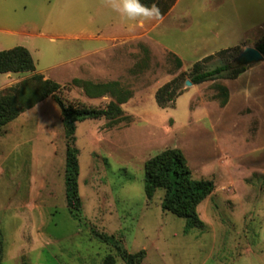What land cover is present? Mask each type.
Here are the masks:
<instances>
[{
  "label": "rangeland",
  "instance_id": "1",
  "mask_svg": "<svg viewBox=\"0 0 264 264\" xmlns=\"http://www.w3.org/2000/svg\"><path fill=\"white\" fill-rule=\"evenodd\" d=\"M163 1L158 18L130 28L122 0H0V50L25 46L36 62L33 73H0V95L36 89V74L79 106L116 99L91 97L74 79L118 81L131 93L120 119L77 123L78 217L66 204L68 144L53 96L0 129L1 264H103L108 255L125 264L104 235L144 250L143 264H264V59L231 77L240 53L264 39V0H175L161 14ZM210 55L204 69H231L187 84ZM175 78L177 94L159 106L157 91ZM171 148L193 178L214 182L197 207L201 224L165 210L164 189L145 195L146 161Z\"/></svg>",
  "mask_w": 264,
  "mask_h": 264
},
{
  "label": "trees",
  "instance_id": "2",
  "mask_svg": "<svg viewBox=\"0 0 264 264\" xmlns=\"http://www.w3.org/2000/svg\"><path fill=\"white\" fill-rule=\"evenodd\" d=\"M175 0H164L161 14L165 13ZM146 7L157 5V0H140ZM257 49L264 54V39L257 44ZM229 50H221L219 56H225ZM214 55L205 57L193 65L190 81L194 84L215 79L231 69L229 64H223L213 69H204V62L213 58ZM178 65L181 59L176 57ZM36 70V62L31 52L25 46H15L10 49L0 50V73L6 72H29ZM245 71V67L231 69V77L236 78ZM33 79L38 82L36 89L25 87L14 90V93L0 95V129L11 120L15 119L25 110L33 107L48 96H53L60 108L65 138L67 140V152L65 159L64 187L66 204L74 217H78L81 211V198L79 193L80 150L76 146L77 123L86 119L106 117L114 120L120 117L122 109L120 104L126 102L131 93L123 89L118 81L107 83H94L74 79L73 82L81 85L91 97H99L110 93L115 101L106 108L79 106L67 102L60 94V86L50 80H43L41 74H36ZM180 88L179 78L162 86L156 93V99L161 107H167L173 101L177 90ZM222 99L221 105L228 101V90L225 86L220 87ZM120 119V118H117ZM164 189L162 207L181 218L191 219L194 224H201L198 215V205L214 190V182L208 179H195L192 177L187 159L183 152L177 148L166 149L163 152L148 159L145 164L144 192L147 198H153L157 189ZM114 246L116 252L125 264H143L145 251L130 252L120 239L113 236H102ZM3 238L0 230V264L3 259ZM115 259L108 255L103 264H114Z\"/></svg>",
  "mask_w": 264,
  "mask_h": 264
},
{
  "label": "clouds",
  "instance_id": "3",
  "mask_svg": "<svg viewBox=\"0 0 264 264\" xmlns=\"http://www.w3.org/2000/svg\"><path fill=\"white\" fill-rule=\"evenodd\" d=\"M118 10L129 21H135L132 27H143L145 19L158 18L160 15L159 8L153 5L152 7H146L140 3V0H122L121 6Z\"/></svg>",
  "mask_w": 264,
  "mask_h": 264
},
{
  "label": "water",
  "instance_id": "4",
  "mask_svg": "<svg viewBox=\"0 0 264 264\" xmlns=\"http://www.w3.org/2000/svg\"><path fill=\"white\" fill-rule=\"evenodd\" d=\"M262 59H264V54H262L257 47H247L234 60V63L236 67H243ZM187 84H192V82L188 80Z\"/></svg>",
  "mask_w": 264,
  "mask_h": 264
},
{
  "label": "crops",
  "instance_id": "5",
  "mask_svg": "<svg viewBox=\"0 0 264 264\" xmlns=\"http://www.w3.org/2000/svg\"><path fill=\"white\" fill-rule=\"evenodd\" d=\"M179 1H181V0H177V2L175 3V5H174V8L176 7V5L179 3Z\"/></svg>",
  "mask_w": 264,
  "mask_h": 264
}]
</instances>
